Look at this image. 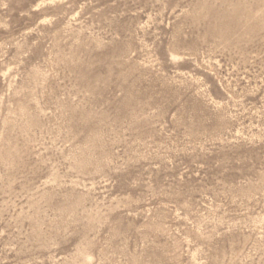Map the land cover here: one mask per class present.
Segmentation results:
<instances>
[{"label": "rangeland", "instance_id": "374dc122", "mask_svg": "<svg viewBox=\"0 0 264 264\" xmlns=\"http://www.w3.org/2000/svg\"><path fill=\"white\" fill-rule=\"evenodd\" d=\"M0 264H264V0H0Z\"/></svg>", "mask_w": 264, "mask_h": 264}]
</instances>
